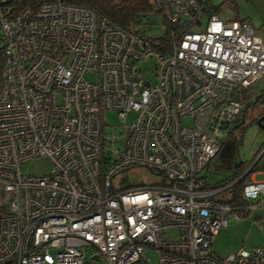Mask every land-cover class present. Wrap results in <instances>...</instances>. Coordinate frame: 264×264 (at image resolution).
Segmentation results:
<instances>
[{"label":"built area","instance_id":"built-area-1","mask_svg":"<svg viewBox=\"0 0 264 264\" xmlns=\"http://www.w3.org/2000/svg\"><path fill=\"white\" fill-rule=\"evenodd\" d=\"M6 1L0 264H148L149 250L157 264H264V246L214 257L211 239L241 215L218 198L233 182L210 187L200 176L239 119L242 94L264 78L253 28L218 12L195 31L209 0H152L164 22L191 26L161 52L142 23L124 31L97 10L53 0L14 14ZM149 60L153 83L141 75ZM110 112L118 124L106 123ZM38 159L48 173L22 171ZM134 167L158 181L116 186ZM254 173L244 201L264 197Z\"/></svg>","mask_w":264,"mask_h":264},{"label":"rangeland","instance_id":"rangeland-1","mask_svg":"<svg viewBox=\"0 0 264 264\" xmlns=\"http://www.w3.org/2000/svg\"><path fill=\"white\" fill-rule=\"evenodd\" d=\"M209 2L212 8L220 9V19L243 20L264 41V0H209ZM199 19L201 24L195 28V31L200 32L204 29L208 17L203 15ZM162 24L163 20L160 16H151L144 21L142 29L148 37L156 40L165 34ZM152 65V60H149L140 69L143 77L153 83ZM89 80L93 81L94 78L89 76ZM262 89H264V78L256 81L242 94L240 125H237V128L234 127L231 134L222 140V146L218 153L200 173L209 186H216L228 179L240 164L249 165L264 152V129H260L255 122V118L264 115L262 114L264 104L261 102L252 104L253 93L260 92ZM104 119L109 125L118 124L115 113L106 114ZM184 124H191V121L184 120ZM260 163H264V157L261 158ZM49 170L50 163L45 159L32 160L22 166V171L30 175L46 174ZM259 171L261 172H255L252 176L257 182L264 180V169ZM245 172L241 178L246 175L249 180L251 174H248L249 171ZM157 181L158 177L150 174L146 168L134 167L119 174L115 184L125 188L153 184ZM218 198H224L228 204L231 195L228 191H224ZM237 209L241 211L240 218L238 220L229 219L227 227L221 229L219 234L211 239L212 252L216 258L223 259L230 254H235L240 249L251 251L256 247L264 246V197L254 201L245 200ZM166 234L167 238L171 239L176 235V232L169 230ZM91 253L92 250H87V258ZM147 258L148 264H157V258L151 250L147 252Z\"/></svg>","mask_w":264,"mask_h":264},{"label":"trees","instance_id":"trees-1","mask_svg":"<svg viewBox=\"0 0 264 264\" xmlns=\"http://www.w3.org/2000/svg\"><path fill=\"white\" fill-rule=\"evenodd\" d=\"M38 1L39 0H7L3 4H5L8 7H11L12 10L15 12L14 14H17L26 7L36 6L38 4ZM63 2L97 10L99 15L105 17L110 22L114 23L116 26H118L120 29L124 31H131L133 26L138 23H142L143 25L144 21L142 22L141 18H144V20H146L148 17L151 16H160L163 20V17L161 16V14L158 13L157 9L155 8V4L152 0H63ZM218 11H219L218 8L215 9L211 7L210 10H208V12L205 13V15L208 17L211 14L218 13ZM185 22L186 21L184 20H180L176 24L175 23L167 24L166 22L163 21L165 27V28L163 27L165 30V34L162 38H158L156 40L151 39L149 37V39L152 42V45L158 51L159 50L161 52L169 51L170 43L177 36H180L185 31L191 30V26L186 24ZM261 92L262 94L260 95L259 102L264 104V89H262ZM262 157H264V154H262L260 158L255 162V164L251 167V172L264 169V163H260ZM251 164H252L251 162L249 165H245V166L240 164L235 170V172L230 177H228V179H225L224 181L220 182L218 185L214 186V187H223L233 182V185L227 189V191L231 195V199H229L228 204L236 209L241 205L242 202H244L241 196V189L243 184L246 182V180H248L246 175H245L246 177L244 176L243 178H241V175ZM249 172L248 174L251 173Z\"/></svg>","mask_w":264,"mask_h":264},{"label":"flooded vegetation","instance_id":"flooded-vegetation-1","mask_svg":"<svg viewBox=\"0 0 264 264\" xmlns=\"http://www.w3.org/2000/svg\"><path fill=\"white\" fill-rule=\"evenodd\" d=\"M254 94V99H253V105L255 104V103H257V102H259V99H260V95L262 94V92L260 91V92H257V93H253ZM262 114H264V112H262ZM261 114V115H262ZM260 118V117H259ZM259 118H255V122H257V120L259 119ZM239 120H240V118L237 120H235L234 121V123H233V126H232V129H231V132H232V130H233V128L235 127V128H237L236 126L237 125H240L239 124ZM231 132L229 133V135L231 134Z\"/></svg>","mask_w":264,"mask_h":264},{"label":"water","instance_id":"water-1","mask_svg":"<svg viewBox=\"0 0 264 264\" xmlns=\"http://www.w3.org/2000/svg\"><path fill=\"white\" fill-rule=\"evenodd\" d=\"M257 126L260 128V129H264V115L260 116V118L257 120L256 122ZM264 153V152H262ZM261 155V154H260ZM259 155V156H260ZM259 156L253 161V163L251 164V166L247 169V171H250L251 167L255 164V162L259 159ZM246 171V172H247ZM245 172V173H246ZM95 261H98L97 258H94Z\"/></svg>","mask_w":264,"mask_h":264},{"label":"clouds","instance_id":"clouds-1","mask_svg":"<svg viewBox=\"0 0 264 264\" xmlns=\"http://www.w3.org/2000/svg\"><path fill=\"white\" fill-rule=\"evenodd\" d=\"M239 118H240V117H239ZM262 154H264V153H262ZM262 154H261V155H262ZM259 158H260V157H259ZM211 162H212V161H211ZM252 163H253V162H252ZM250 166H251V165H250ZM250 166H249V167H250ZM249 167H248V168H249ZM248 168H247V169H248ZM256 171H258V170H256ZM256 171H254V172H256ZM250 172H251V169H250ZM254 172L252 171L250 174H252V173H254ZM246 181H247V180H246Z\"/></svg>","mask_w":264,"mask_h":264},{"label":"crops","instance_id":"crops-1","mask_svg":"<svg viewBox=\"0 0 264 264\" xmlns=\"http://www.w3.org/2000/svg\"><path fill=\"white\" fill-rule=\"evenodd\" d=\"M211 7H212V6H211ZM219 11H220V9H219ZM219 11H218V12H219ZM218 15H219V13H218Z\"/></svg>","mask_w":264,"mask_h":264}]
</instances>
